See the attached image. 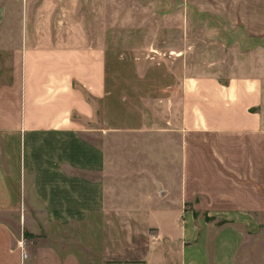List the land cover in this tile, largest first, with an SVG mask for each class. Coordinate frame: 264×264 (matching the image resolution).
Wrapping results in <instances>:
<instances>
[{"label":"crops","instance_id":"0c3cea01","mask_svg":"<svg viewBox=\"0 0 264 264\" xmlns=\"http://www.w3.org/2000/svg\"><path fill=\"white\" fill-rule=\"evenodd\" d=\"M99 1L0 0V264H264V0H179L231 62L137 117Z\"/></svg>","mask_w":264,"mask_h":264},{"label":"rangeland","instance_id":"374dc122","mask_svg":"<svg viewBox=\"0 0 264 264\" xmlns=\"http://www.w3.org/2000/svg\"><path fill=\"white\" fill-rule=\"evenodd\" d=\"M171 1H99L110 97L122 116H139L142 100L166 95L184 74L225 68L231 62L204 58L202 51L214 47L205 42H211V29L181 26L182 18L172 16L180 2Z\"/></svg>","mask_w":264,"mask_h":264}]
</instances>
